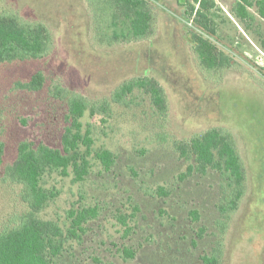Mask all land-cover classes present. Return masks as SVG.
<instances>
[{
    "label": "rangeland",
    "instance_id": "obj_1",
    "mask_svg": "<svg viewBox=\"0 0 264 264\" xmlns=\"http://www.w3.org/2000/svg\"><path fill=\"white\" fill-rule=\"evenodd\" d=\"M149 1L154 6L150 35L108 44L100 41L103 25L88 0H0V15L42 21L55 40L43 58L0 62L3 166L13 163L23 140L61 147L68 103L50 92L54 83L94 104L110 101V114L87 112L82 122L84 130L91 124L93 150L115 153L112 168L91 157L84 181L58 172L43 179L59 195L42 218L66 229L71 208L98 205L100 211L56 264H202L200 257L218 248L221 264H264V19L253 7L254 19L242 21L233 11L237 0H215L208 14L216 35L203 33L226 52L231 66L210 70L193 50L190 34L199 29L186 0ZM40 70L46 75L41 89L15 87ZM142 75L164 86L165 116L139 90L127 103L112 100L123 81ZM212 127L230 134L246 171L245 195L227 215L219 210L228 193L222 176L210 170L181 178L190 162L174 149L175 141ZM160 186L169 195H159ZM20 191L15 183L0 182V229L27 209ZM124 248L133 249L135 258H125Z\"/></svg>",
    "mask_w": 264,
    "mask_h": 264
},
{
    "label": "trees",
    "instance_id": "obj_2",
    "mask_svg": "<svg viewBox=\"0 0 264 264\" xmlns=\"http://www.w3.org/2000/svg\"><path fill=\"white\" fill-rule=\"evenodd\" d=\"M88 2L93 6L96 20L103 25L100 41L105 42L107 39L108 44L132 43L150 35L154 6L149 0ZM215 4V0H186L184 4L194 25L199 29L190 34L193 50L201 66L210 70L231 66L226 52L203 33L216 35V26L208 14ZM253 7L264 19V0H237L233 11L239 19L247 21L254 19V13L250 10ZM54 41L52 30L42 21H28L15 13L0 15V62L43 58L53 50ZM45 81L46 75L40 70L28 81L15 82V87L37 91ZM136 90L149 95L161 116L167 114L166 90L158 79L150 75L123 81L113 92L112 100L127 103L129 96ZM50 92L68 103L69 124L62 134L61 147L23 140L18 144V154L13 163L3 166L4 143L0 141V182L19 185L20 197L27 206L24 212L15 214L0 229V264H56V259L65 252L67 244L72 240L80 242L88 223L98 218V205L68 210L70 224L66 229L58 221L42 218L40 213L59 195V190L43 184L46 174L58 172L62 176H70L72 173L73 182H81L90 173L91 157L97 159L106 170H110L116 163V155L110 149L93 150L91 124L84 130L82 122L87 112L91 116L100 112L110 114V101L91 103L83 94L72 92L59 83H54ZM174 149L190 162L186 172L180 175L181 178L194 172H218L226 182L224 189L228 191L226 202L219 205L220 212L227 215L238 207L246 191V171L230 134L212 127L189 140L175 141ZM157 192L159 195H169V191L163 186ZM203 231L202 228L198 234L200 237ZM122 252L125 258H135L136 252L131 248H124ZM222 256V249L218 248L211 254L202 255L200 259L202 264H221Z\"/></svg>",
    "mask_w": 264,
    "mask_h": 264
}]
</instances>
